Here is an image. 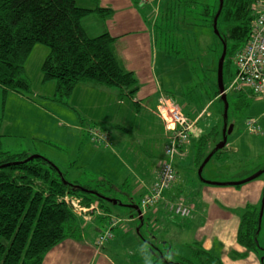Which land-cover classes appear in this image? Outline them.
<instances>
[{"label":"crops","instance_id":"1","mask_svg":"<svg viewBox=\"0 0 264 264\" xmlns=\"http://www.w3.org/2000/svg\"><path fill=\"white\" fill-rule=\"evenodd\" d=\"M75 2L77 6L87 10L104 9L107 12L110 11L111 15L107 18L100 17L96 13L91 14L88 17L91 19L87 24L90 27H85L84 25V28L86 32H90L89 29L92 28L91 24L99 26L95 29L97 36L94 37L109 34L115 39L112 45L113 53L121 67L125 71L134 74L140 89L133 100L127 99L128 103L122 98L120 90L91 83L80 84L72 96L74 100L73 105L75 100L79 98V103L83 107L84 104H89L92 108L96 107L97 110H102V113L109 112V116H111L112 112L115 115L117 113L111 119L105 120L103 117L96 127L98 131L108 136V143L102 141L103 144L100 143L102 145L95 149L97 156L102 158L101 170H98L94 174L92 172H95L94 169L91 171L87 168L94 175L93 178L108 182L115 188L112 196L105 197L127 204V199L131 201L129 196L133 194L140 197V201L148 195L156 180L157 172L165 160V150L168 147L170 138L166 123L159 112L162 101H170L179 107L181 113L195 123V127L194 133L190 138V143L175 155L173 164L176 180L171 189L164 194V199L161 203L155 208L143 212L139 205V209H136V215L130 212L132 214L127 223L132 229H137V232L123 231L119 228L120 223L113 227L108 219V217L113 216L111 208L104 207L101 204L98 206L95 203L92 206L103 208V213H100V216L96 215L99 217H95L97 219L93 222L94 227L104 223L105 233L111 230L113 239L100 246L98 245L99 238L96 242H93V239L90 241L89 239H84L83 234L92 230L85 229L84 233L76 235L75 239L70 238L65 240L69 249L77 251L78 254L76 256L70 255L67 256L70 258H65L60 244L46 255L43 264H84L83 260L77 259L79 256H86L90 259L86 264H99L101 260H105L111 264H150L160 262L161 259L157 261L159 259L157 257L158 253L163 260L170 261L168 259H170L172 254L173 259H177L178 262L191 261L198 263L199 251L220 259L222 264H264L259 255L257 258L254 255H249L245 250L246 248L238 243V229H240L244 214L248 208L258 210L256 204L260 196L263 197V191H261L262 184L249 182L244 187H242L243 185L232 186L233 183L244 181L263 168L256 166V168H249L242 173L238 171H226V169L233 165L230 161L235 160L234 162L239 164L241 160L239 155L240 150L233 141L230 142L228 140L229 135L226 136V146L221 149V154L213 156V151L223 143L224 134L226 130L228 131L229 125L227 124L228 118L224 116V108L221 105L215 106L216 102L219 103L221 96L215 95L212 83H209L210 91L206 90L204 93L205 97H209L207 103L211 104L207 110L213 109L210 113L208 111L205 112L208 105L205 108L203 106L198 107L191 99L194 105L189 108V105L174 100V95L177 92L165 89L164 79L162 78L163 74L159 70L161 69L162 71L163 63L164 71L168 73L170 70L169 65L178 61L179 56H174L167 52V41L162 39V34L161 37L158 36L159 28L164 30V26L159 23L160 17L157 20L154 8L158 7V5L160 7V4L163 5V0H152V3L148 6L141 5L140 0H75ZM159 43L162 46L165 43L164 51L166 53L163 51L159 52ZM245 94L251 96V93L248 91ZM17 95L23 96L21 94ZM177 95L180 94L178 93ZM7 100L8 97L5 106H7ZM199 100L201 101L200 96ZM27 102L41 108L30 98L27 99ZM127 104H129V107ZM123 108L125 109L123 110ZM130 108H134L138 114L141 109L151 111V114L154 116L151 121L154 126L159 127L160 131L159 136L155 135V138L159 140L158 142L164 144L162 158L156 156V153L153 154V152H145L141 156L138 150L144 151L142 147L145 139L143 140L135 134V126L132 124L127 125L126 123L124 125L125 118L122 112L125 111L129 114ZM85 111L87 112L86 118L93 122L95 118L90 117L88 110L85 109ZM29 114L28 112L27 115ZM15 123L16 131L19 133L18 136H15L16 138L21 137V140L32 142V140L37 139L36 137H39L35 130L32 131L27 119L18 117ZM87 125L90 127V124ZM10 126H15V124L6 118L4 109V121L1 130L7 129ZM89 129L93 128L90 127ZM22 134H30L32 138H25ZM2 136L3 150L12 153L11 150H5L4 145H9L6 139L14 136L9 134H2ZM89 137L92 141L90 134ZM257 137L264 139L262 136ZM18 144L20 147H28L22 143ZM199 149H201V153L205 156L212 155L207 158L208 161L203 167L206 170L210 166L207 169L209 173L208 181L205 182L204 180H199V178H196L192 182L188 181L187 184H184L186 187L182 191L178 167L185 172V178L189 174H193L199 168L197 162ZM231 152L236 154L228 156L227 154ZM23 153L32 154L30 149ZM133 157H135V160L132 164L131 159ZM104 161L108 162L111 169L116 168L117 170L113 172L103 168L102 162ZM140 170L142 173H140ZM98 175L101 177H98ZM84 187L91 188L93 186L84 184ZM189 189L191 192H188ZM124 192H126L127 196L121 197ZM187 192L188 196L186 197L184 193ZM242 196L246 199L245 202H242L240 199ZM179 199H184L185 203L192 208L191 216L188 219H183L186 223L182 224L179 222L180 217L168 211L170 203L176 202ZM121 208L127 207L121 206ZM130 213L125 210L123 213L125 216H119L118 218L128 219ZM189 219H192L191 222L187 221ZM115 231L117 232V237L115 238L117 244L112 245V247H117L118 245L122 247V245L127 243L131 244L126 260L122 257L125 255L122 252L116 255H106L102 251L104 246L114 240ZM183 231L186 233V236L190 234L186 242L189 246L188 251H182L180 247L182 242H178L177 238H175ZM104 234H101V236ZM223 239H225V246L221 245V240ZM186 243L185 245L187 246ZM150 244L155 247V254H152L150 251ZM167 245L170 246L168 250ZM163 250L167 251V254H164ZM102 254L103 258L100 256ZM112 256L119 257V262L117 263L115 257L112 259Z\"/></svg>","mask_w":264,"mask_h":264},{"label":"trees","instance_id":"2","mask_svg":"<svg viewBox=\"0 0 264 264\" xmlns=\"http://www.w3.org/2000/svg\"><path fill=\"white\" fill-rule=\"evenodd\" d=\"M221 3L217 30L223 42L219 64L226 47L223 63L225 86L226 74L229 83L236 75V71L233 72L235 58L251 38L259 4L264 7V1L218 0V8L215 7L213 14L208 10L203 17V22L209 23L213 29ZM93 13L103 18L111 15L104 9L80 8L75 0H0V264H43L46 255L55 247L67 239H75L80 220L65 202L66 198L80 197L85 207L92 206L95 201L101 205L106 202L96 196H103L97 187L105 186V181L98 182L94 188L70 184L54 164L41 156L30 160L32 156L27 153L4 151L1 134L8 95H23L31 90L24 77V65L39 45L50 50L42 65L43 82H55L60 103L64 104V99L72 97L83 83L118 89L122 98L134 99L140 90L139 83L115 57L112 50L115 39L109 34L92 38L83 26L84 19ZM220 20L226 25L224 35L218 29ZM215 74L217 77L218 68ZM216 82L215 78V95L221 96ZM235 92L242 94L246 91ZM227 105L228 102L224 110ZM221 152L214 150L213 156ZM208 157L199 149V167ZM259 214L248 208L238 232V243L250 251L259 250ZM199 254L198 264H222L220 259L203 251ZM163 261V264H197Z\"/></svg>","mask_w":264,"mask_h":264},{"label":"rangeland","instance_id":"3","mask_svg":"<svg viewBox=\"0 0 264 264\" xmlns=\"http://www.w3.org/2000/svg\"><path fill=\"white\" fill-rule=\"evenodd\" d=\"M140 1V4L145 6H148L152 3V0ZM162 4L163 5L160 4V7L158 5V7L154 8L157 20L160 17L159 23L164 26V30H162V28H159L158 36L161 37L162 34V39L164 41H167V52L171 54L172 52H174L173 55L175 54V56H179L178 61L173 62L169 65L170 70L168 71V73L166 72L167 74L164 71V64L162 63V71L160 69L159 72L163 74L162 78L164 79V87L165 89L180 94L177 95L175 93V101H178L182 104H187L189 105V108L194 105L193 102H195L198 107L203 106L205 108V106L208 105L205 112L208 111L210 113L213 111V109L207 110L211 104L209 102L207 103L209 97H205L206 95L204 93L206 90L210 91L209 83H215V78L217 79L216 84L218 83V74L216 77L215 71L219 65V58L223 50V42L215 33L212 26L210 27L209 23L203 22L205 21L203 17H205L208 10H210L211 14H213L215 7L218 8V0H163ZM262 6L263 4L260 3L259 7ZM90 19L91 18L88 17L87 19H84L83 26L85 25V27H90L89 25H87ZM91 27L92 28L89 29L90 32L87 31V33L90 37L93 38L94 36H97V33H95V29H97L99 26L91 24ZM225 27L226 25L222 20H220L218 23V29L220 30V33L222 35L226 33ZM166 45L164 43V46ZM164 46L159 43V52H165ZM49 53V48L45 46L39 45L34 48L24 65V77L28 80L31 86L30 92L23 94V96H18L15 93H11L8 95L6 104L7 106H5V116L9 121L11 120V123L15 124V126H10L7 129L4 128L1 130V134H9L11 136H14L12 138L6 139L9 142V145H4V149L11 150L12 153H23L27 152V150L30 149L32 153L30 156H41L42 158L54 164L64 175L65 180L68 183L77 184L78 186L83 187L84 184H90V186H93L92 188H94L101 179L98 180V178H93L94 175H92L91 172L87 170V168H89L91 171L92 169H94L95 172L92 171L94 174H96L98 170H101L100 166L102 158L97 156V154L95 153V149L101 146L103 142H106L104 138H106V143H108V136L98 131L96 127L103 117L105 118V120L111 119L113 116H116L117 113L115 115L112 112L111 116H109V112L106 111L102 113V110H97L96 107L92 108V106H90L89 104H84L83 107L79 103V98L75 100L74 105L73 97L65 98L64 104L60 103L59 101L61 100V98L56 94L55 82H43L42 65L48 57ZM234 71H236L235 66L233 67V72ZM230 84L231 82L229 83L228 81V74H226L225 95L227 97V102L229 105L227 124L229 125V128L233 127L231 134L228 136V140L230 142L233 141L237 148H239V155L241 160L239 164L237 162H234L235 160L230 161L233 163V165L226 169V171H238L242 173L249 168L254 169L256 168V166H261L263 168L262 170L257 171V173L263 172V174L256 178V180L250 182L261 183V191H263V197L260 196L259 201L256 204V208L258 209L256 211L260 213L259 215L261 217V225L257 235L259 250L250 251L247 248L245 250L249 255H254L256 258L259 255V258L264 263V139L258 138V135H253L248 129V121H256L259 126H264V96L251 97L245 93L240 94L236 93L235 91H230ZM199 96L201 98V101L199 100ZM23 98H25L26 100ZM29 98L36 102L39 106H41V108L27 102V99ZM123 99L128 103L127 98ZM191 99L193 100V102ZM169 104L171 106L173 105L170 101ZM127 105L129 107V104ZM218 105H221V107L224 108L225 102L223 100L219 101V103L216 102L215 106ZM84 108L90 112L89 115L91 118H95L93 122L86 118L87 112ZM45 109H47V111H45ZM124 109L125 108H123V110ZM129 111V114L125 111L122 112L125 118L124 125L125 123L127 125L132 124L136 128L135 134L139 138H142L143 140L145 139L144 145L142 147L144 151L141 152V149L138 150L141 156L145 152H153V154L156 153V156H160L162 158L164 144L158 142L159 140L155 138L156 136H159L160 131L159 127L154 126L151 121V119L154 118V116L151 114V111L147 109H141L139 114L136 113L134 108H130ZM28 112L30 113L29 115H27ZM18 117H23L28 120L31 125L32 131L35 130V132L39 136L36 137L37 139L30 142L28 140H21V137H15L19 134L15 128V122ZM225 123L226 122L224 119V124ZM87 124H90V127H92L93 129H89L90 127ZM89 134L92 137V141L89 137ZM22 135L25 138H32V135L30 134ZM18 143H22L28 147H20ZM34 152L37 153L34 154ZM233 154L236 153L231 152L227 155L231 156ZM134 160L135 157L131 159L132 164L134 163ZM102 166L103 168L111 170L113 172L117 170L116 168L111 169L108 162L106 161L102 162ZM209 167L210 166H208L206 170L203 169L201 177L199 175V167L193 174H189L187 178H185V172L180 167H178L180 174V185L182 186L181 190L183 191V188L186 187L184 186V184H187L188 181L192 182L196 178L207 182V178H209L207 169H209ZM140 173H142L141 170ZM99 176L100 175H98V177ZM105 183V186L97 187V190H99V192H101L104 197L112 196L114 194L115 188H113L112 185L108 182ZM246 185H243L242 187ZM188 192H191V190L189 189ZM188 192L184 193L186 197L188 196ZM126 196V192L122 193L121 195V197ZM129 197L131 201L127 199V204L123 202L115 205L113 203L105 202L102 203V205L104 207L111 208L113 216L108 217V219L111 225L114 224L113 227L120 223L121 225L119 224V228L123 231L137 232L138 230L132 229L127 222L130 220V216L132 213H134L135 215L137 214L136 209H139V205H141V201L143 200V198L140 201V197H137L134 194ZM77 199L81 200V205L83 207L82 209H87L89 210V212L84 213L83 211L80 212V214L75 213L77 218L80 220L79 227L77 229L79 231L76 232V235L83 234L85 229H92L89 232H85L83 234L84 239H89V241L93 239V242H96L98 238L101 240L103 237H108L107 241L104 243L111 241L113 239L112 232L110 230L105 233L104 223L96 227H94L93 224V222L97 219L95 217H99L100 213H103V208H96L97 206L93 207V209H91V206L84 207L82 204L83 199L80 197H78ZM240 199L242 200V202L246 201L244 196H242ZM94 203L99 206L101 202L95 201ZM121 206L127 208H121ZM125 210L129 211V213H132L128 215V219H119V216H125L123 214ZM97 214L99 216H96ZM179 220L180 224L186 223V221L181 218ZM191 220L189 219L187 221L191 222ZM101 234L104 235L101 236ZM106 234L107 236H105ZM189 235L190 234L186 236V233L183 231L179 233L177 237H175L177 238L178 242H182V245L180 246L182 251H188L189 249L188 243H186ZM116 237L117 232L115 231L114 240L104 246V250L102 249V251H104L106 255H116L122 252L123 254H125L122 257L126 260L131 244L127 243L125 245H122V247H120L119 245L117 247H112V245L117 244V241L115 240ZM185 243L187 244V246L185 245ZM221 245H226L225 239L221 240ZM60 247L65 258H70L67 256H76L78 254L77 251L69 249V246L65 241L62 242ZM169 247L170 246L167 245V250L169 249ZM150 251L152 252V254L156 253L155 247L152 244H150ZM163 253L167 254V251L163 250ZM100 256L103 258V254ZM114 257L115 256H112L111 258L114 259ZM157 257H159L157 261L161 259L160 264H163L164 261L159 253ZM115 258L118 263L120 258ZM77 259L83 260L84 264H86L87 261H90V259L86 256H79ZM168 260H170L171 262H178L177 259H173L172 254L170 259ZM181 262L182 261L178 263ZM99 264L111 263L105 260H101L99 261Z\"/></svg>","mask_w":264,"mask_h":264},{"label":"built area","instance_id":"4","mask_svg":"<svg viewBox=\"0 0 264 264\" xmlns=\"http://www.w3.org/2000/svg\"><path fill=\"white\" fill-rule=\"evenodd\" d=\"M234 63L236 65V75L229 86V90L248 91L254 96H264L263 6L259 7V15L253 23L251 38L244 49L237 54ZM159 112L170 135L169 145L165 150V160L157 172L156 180L148 195L141 201L142 212L153 209L160 204L164 199V194L173 186L176 180L173 160L177 152L179 153L190 143V138L194 133L195 123L186 118L176 105L171 106L169 101H162ZM248 129L252 134L264 137V126H259L256 121H248ZM104 140L107 142L106 138ZM65 202L71 205L77 214L83 211L84 213L89 212L87 209H82L81 200L77 198H66ZM168 208L170 213L182 219H188L192 214V208L185 203L184 199L170 203ZM91 209H93V206H91ZM107 238L99 239L98 245H103Z\"/></svg>","mask_w":264,"mask_h":264},{"label":"water","instance_id":"5","mask_svg":"<svg viewBox=\"0 0 264 264\" xmlns=\"http://www.w3.org/2000/svg\"><path fill=\"white\" fill-rule=\"evenodd\" d=\"M222 7H223V3H221V5H220L219 13H218V15H217V17H216V19H215V22H214V23H215V24H214V31H215V33H216L217 35H218L217 21H218V17H219V15H220V12H221V10H222ZM225 56H226V47L224 46V52H223V55H222V58H221L220 64L218 65V88H219V91H220V94H221V98H222V100L226 103V102H227V97H226V95H225V86H224V83H223V63H224V61H225ZM228 109H229V107H228V105H227V106H226V110H225V118H227V115H228ZM232 129H233V127H230V128L228 129V131L226 130V132H225V134H224V140H223V143H222L219 147H217L216 150H221V149H223V148L226 146V136L231 134ZM210 156H212V155H210ZM38 157H39V156H32V157H30V160H33V159L38 158ZM207 161H208V159H206V161L204 162V164H203V165L200 167V169H199V175H200V176H201V174H202L203 167H204V165L206 164ZM262 173H263V172H262ZM262 173H257L256 175H254L253 177H251V178H249V179H247V180H245V181H241V182L233 183L232 186L237 187V186L245 185V184H247V183H249V182L255 180L256 178H258ZM217 185H218V184H217ZM96 196L101 197V199H103V200L106 201V202L113 203V204H115V205H116V204H120V203H118L117 201H114V200H111V199L105 198L104 196H100V195H98V194H96ZM138 212L141 214V212H140L139 210H138Z\"/></svg>","mask_w":264,"mask_h":264}]
</instances>
